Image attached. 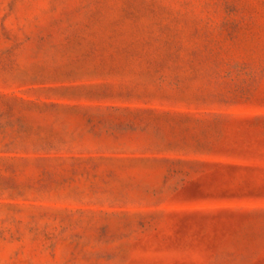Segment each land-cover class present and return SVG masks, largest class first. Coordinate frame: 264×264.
<instances>
[{"label": "rangeland", "instance_id": "374dc122", "mask_svg": "<svg viewBox=\"0 0 264 264\" xmlns=\"http://www.w3.org/2000/svg\"><path fill=\"white\" fill-rule=\"evenodd\" d=\"M0 264H264V0H0Z\"/></svg>", "mask_w": 264, "mask_h": 264}]
</instances>
